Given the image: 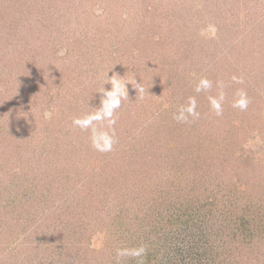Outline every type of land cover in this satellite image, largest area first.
Here are the masks:
<instances>
[{
  "label": "trees",
  "instance_id": "1",
  "mask_svg": "<svg viewBox=\"0 0 264 264\" xmlns=\"http://www.w3.org/2000/svg\"><path fill=\"white\" fill-rule=\"evenodd\" d=\"M81 1L76 0L80 11H70L75 17L63 15L52 29L67 42L65 54L58 55V48L50 51L52 64L42 67L48 72L45 81L27 82L30 99L37 107L45 104L40 122L22 127L17 121L20 128L8 127L13 141L19 142L20 135L31 147L17 144L15 150L26 157L20 156V170L0 190V264H264V155L256 157L245 148L254 137L264 144V123L246 126V120L263 117L264 10L255 13V3L243 7L249 12L243 9L244 15L256 22L248 23L238 42L229 37L226 44V37L215 36L206 44L197 32L182 34L177 47L185 53L174 61V33L164 26L165 21L170 24V14L135 21L136 10L129 8L127 18L121 15L116 28L106 24L101 34L102 20L89 24L100 19L93 4ZM5 2L1 16L18 12ZM218 17L209 21L221 31L225 25L220 26ZM149 23L168 32L164 46H149L159 40L154 38L157 25ZM9 24L13 34L23 27L20 18ZM132 24L130 38L124 30ZM136 30L143 31L138 35ZM106 32L109 44L100 49L98 38ZM233 45L235 55L229 49ZM251 54L257 64L237 68L239 59ZM131 65L135 74L129 76ZM212 70L211 80L202 83L200 74ZM125 78L135 79L137 85L128 84L130 91H138L129 97L127 90L109 118L101 105L104 89L111 90V79ZM241 100L245 108L236 106ZM5 103L19 110L16 96L14 103L8 98ZM181 110L182 121L175 118ZM96 115L102 118L87 127L73 122ZM47 128L50 133L44 135ZM121 134L123 141H117ZM110 140V151L97 150ZM46 142L57 149V159L33 161V155H52L38 148L43 143L46 149ZM159 145L165 154L157 152ZM75 174L73 186L80 185L73 190L66 185ZM58 182L62 185L56 186ZM40 197L43 204L31 203ZM96 218L101 219L91 223ZM102 230L105 243L115 239L116 245L105 246L109 250L91 246Z\"/></svg>",
  "mask_w": 264,
  "mask_h": 264
},
{
  "label": "rangeland",
  "instance_id": "2",
  "mask_svg": "<svg viewBox=\"0 0 264 264\" xmlns=\"http://www.w3.org/2000/svg\"><path fill=\"white\" fill-rule=\"evenodd\" d=\"M5 1H10L12 5L15 6V8L16 7L18 8V12L12 13L10 17L0 15V131L4 129L2 133H0V137H1L0 138V160H1L0 190L4 188V184L7 181H11V177L13 173L17 170H20L18 167L19 163H17L20 156L21 158L26 157V155H20L15 150L17 144L24 143V145H22L23 147H31V145L30 146L26 145L25 143L26 138L23 140V138L20 135H19L20 138L19 142L13 141L14 138L11 136V131H10L11 129L8 127H11V125H15L14 127L20 128L17 121H19V124L22 125V127H26L28 123H32L31 125H34L35 122L39 123L40 122L39 118H41L40 112L45 108V104H43V106L37 107V104L34 103L36 100H34L33 98L30 99V96L27 92L30 85L27 82H31L35 80V78L36 79L40 78L41 80H43L44 77H47L48 72L42 69V67H44L45 65L50 66L52 64L51 57H48L50 55V51L52 53V51H54L56 48H58L57 53L60 52L61 50L65 51V49H63V45L67 46V42L63 40L64 37L62 35L60 36H58L57 34L55 35V32H53L52 29L57 27L56 26L57 24L58 25L59 23L61 24V17L63 15L72 16L73 15L72 13H74L75 15L76 11L81 10V6H77L76 8L77 5L76 0H0V9H2L3 6L7 4V2ZM135 1L136 0H121V1L118 0V2H113V0H82L81 4L88 6H91L90 3L93 4L92 6L93 11L95 12L96 15L99 16L100 19L98 20L92 19L89 24L90 25L96 24L97 22H100L102 20L103 22L101 21V23L98 24L99 32L101 34L104 33L103 29H105L106 24L110 27L113 26L114 28H116V25H119L122 22L120 20L121 15L123 18H127L126 15L128 13L127 11H129V8L130 9L135 8L136 10L135 21H137L138 19L141 20L144 15L153 18V15L158 16L157 13H163V14L168 13V15L170 14L169 16L170 24L167 21H165L164 26L167 27L168 25H170V32L174 33V45H175L174 61L182 58V56L185 53L183 49L180 52L179 47H177V44H178V39L186 36L187 32L189 31L197 32L196 34H198L200 37H203L202 42L206 44L209 38L212 37L214 38L215 36H217L218 39L226 37L225 39L226 44H228L229 42V37L231 41L238 42L239 40H241L242 35H244V34L242 35L240 34L243 32L244 33L247 32V29H245V27L248 25V23L250 24L252 22H256L253 20L252 18L253 16L244 15L242 10L245 7H250V4L253 5V3L255 4L253 5L252 10L256 11L255 13H259V12L262 13L263 12L262 10H264V0H247V1L228 0L227 3L224 2L223 0H202V1L200 0V2L199 0H137V2ZM155 7L158 8L159 10L158 11L155 10ZM233 8L235 10H232ZM9 9L10 8L5 10V12H7ZM71 10H73L74 12L71 13L70 12ZM244 11L249 13L247 9H244ZM15 14L18 17H15ZM216 15H219L218 18H219L220 26L225 25L224 30H222L221 27V31L219 30L220 32L218 31L217 26L213 24V22L209 21V17L215 16L216 18ZM14 18H20V21L23 22L22 24L23 27L16 34H13L12 30L9 28L10 27L9 22L13 21ZM160 18L161 17L159 16V19ZM131 22L134 21L130 20V23ZM55 23L56 25H54ZM149 24L157 25L155 28L157 32L154 34V38L159 39L158 41L148 42L149 46L150 45H159L160 47L164 46L163 45L164 40L165 39L169 40L168 32H166L165 30L161 31L157 23H149ZM210 25L213 27L210 28L209 27ZM261 26L264 25L261 24ZM76 27L80 29L85 28L84 26H76ZM196 27L199 30H197ZM147 28L149 29L150 26ZM45 29L47 31H44ZM80 29L79 31H81ZM133 29H134V24H132V26H129L128 28L126 26L124 32H126L131 38ZM148 29L146 30V32H148ZM142 31L143 30L140 31L136 30V34L140 35ZM222 31L224 34L221 33ZM109 33L110 32H106V34L102 38H98L100 43V47H99L100 49L103 47V45L106 46L109 44L107 42L108 40L107 36L110 35ZM182 34H184V36ZM253 44L254 43H252V46L255 45ZM32 45H36L33 51L31 50L33 48ZM222 46L223 44L217 46V49L222 50ZM26 47L28 51L26 50ZM236 48H237L236 45L234 47L229 48L230 52H233V55H235L234 52H236L235 51ZM140 52L141 50L139 52L137 51V54H139ZM221 55H220V59L224 57L223 55L222 56ZM251 55L252 56L249 55L248 59L245 57H241L239 59V63H238L239 65L237 66V68L244 70L245 67H247L246 70H248L250 69V66L253 65L255 66L257 63L254 64V60L252 59H254V55L256 54L254 53V55L253 54ZM168 56H171L169 52H168ZM29 60L32 62H29ZM219 60H217V62ZM168 61L171 60L169 59ZM135 68L136 67L134 65H131V69L128 68L129 76L135 74ZM61 70L62 68L59 66L57 68L59 74L62 73ZM217 72H218V77H221L222 71L218 70ZM146 74H148L147 71ZM212 75H213V70L212 72L206 71L200 74V79H203V81H205L206 79L211 80ZM210 80H207L206 82H209ZM44 81L45 80H43V82ZM130 82L132 84L135 83L136 81L135 79L134 81L132 80L130 81L129 78L119 80L122 89H123V85L127 83L126 90H129V95H128L129 97L136 94L138 91V89L130 91V84H128ZM34 83L38 84V82L35 81ZM135 84L137 85V83ZM6 88H8L10 91L6 92ZM54 89L56 90V88ZM50 90L54 91L53 89ZM41 91L42 88H40V92L38 93V96L41 93ZM32 94L34 95V93ZM15 96L17 99V103L15 104L19 107V110L18 109L14 110L5 103V98H8V101L10 100L12 103H14ZM19 100L21 101L20 103ZM5 106H7V110ZM262 110L263 111L261 113L263 117L260 116V119L258 121L255 122L254 120L252 122V119H248L249 121L246 120L247 127L251 126L253 128L259 124L264 123V108ZM30 112L31 115H29ZM33 112H38V113H35L34 115L32 114ZM24 115H26V117L29 115L28 120L22 119V116ZM232 115L233 113H231V115L228 114L229 117H231ZM232 118L236 121H239V119H241V116L238 117L233 116ZM5 119H7V121L9 120V122L7 123L4 122ZM34 119L36 121H34ZM3 124H5L4 127L2 126ZM31 127L32 126H30V128ZM5 129L7 130L5 131ZM44 130L48 131V132H43L44 135L45 133H50L48 128ZM253 131L256 130L254 129ZM6 132L8 134L5 135V137H3V135ZM17 132L19 133V130ZM36 135H38L37 138L43 137V135L39 133H36ZM121 135L122 136L119 139H117V141L118 140L123 141L124 139L123 134ZM33 145L35 144L33 143L32 146ZM37 145L38 148L43 149V151H46L47 149L51 150L52 155L48 154L43 157L39 154L33 155L31 158L33 161L37 160L43 162L47 160L50 163H52L53 160L57 159L59 153L56 152L57 149H54L55 146L51 148V146L46 142L47 147L46 149H44L43 143ZM245 148L256 157H262V155H264V144L261 137L250 138L249 141L245 144ZM156 149L157 152L162 151L165 154L163 148H161L160 145L157 146ZM79 159L82 158H78L77 156L74 157V160H79ZM170 162L171 160H169V163L167 164H170ZM1 169H3V171H1ZM26 171L28 172V169H26ZM74 182H78L76 174L72 176L70 182H67L66 187L70 189L73 188V190L77 189L80 184L78 186H73ZM61 185H62L61 182H58L56 184V186H61ZM60 188H57V190H60ZM73 198L77 199L75 197ZM79 201L81 200L79 199ZM31 203L35 205L37 204L41 205L43 204V198L40 197L37 201ZM99 219L101 218H96V220L93 219V221L91 220V223L96 221L99 222L98 221ZM87 223H88V219H87ZM36 225H38V222ZM47 225H49V222H47ZM16 231H18V228L14 229V232ZM105 232L106 231H103L101 234L98 233L95 237H93L92 242L90 241L91 246L93 248L95 247L101 248L103 246L105 247L108 242L116 245L115 239L113 237H111L110 241L106 240L105 243V238H104ZM87 242L88 241L86 240V243ZM105 250H109V248L105 247Z\"/></svg>",
  "mask_w": 264,
  "mask_h": 264
},
{
  "label": "clouds",
  "instance_id": "3",
  "mask_svg": "<svg viewBox=\"0 0 264 264\" xmlns=\"http://www.w3.org/2000/svg\"><path fill=\"white\" fill-rule=\"evenodd\" d=\"M210 28H212L213 26H209ZM213 31H214V28H213ZM65 54V51L64 50H61L58 55H64ZM202 83L204 84H207L206 81H202ZM110 84H111V90H105L104 89V92H103V98L101 100V105H102V108H103V111H104V115L111 118L113 116V112L116 108H119L120 106V99L121 97L127 92L126 90V84L125 83L123 85V90L122 91V88H121V85L118 81L114 80V79H111L110 80ZM199 87L197 88V91H199ZM236 106H239L241 108H245L246 107V102L241 100L238 102V104ZM189 112L192 111V109H189L188 110ZM46 116H49L50 117V114L49 113H46ZM102 117L99 116V115H96V116H91L89 118H85L83 120L77 118L75 119L73 122L74 124L78 125V126H81V127H87L88 125L91 124L92 120L93 119H101ZM177 120H184L186 119V117H184L183 115V110H181V114L177 117H175ZM111 123H115L114 120L111 121ZM114 141H107L106 142V147L104 148H98L97 145H95V143L93 144V147H97V150L99 151H110L111 148H112V143Z\"/></svg>",
  "mask_w": 264,
  "mask_h": 264
}]
</instances>
